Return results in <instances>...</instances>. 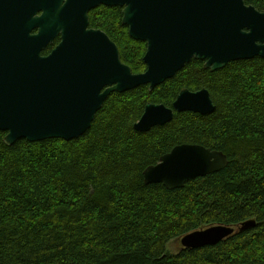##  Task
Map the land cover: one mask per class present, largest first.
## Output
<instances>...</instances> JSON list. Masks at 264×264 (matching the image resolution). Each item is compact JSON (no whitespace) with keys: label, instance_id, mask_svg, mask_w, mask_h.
<instances>
[{"label":"trees","instance_id":"16d2710c","mask_svg":"<svg viewBox=\"0 0 264 264\" xmlns=\"http://www.w3.org/2000/svg\"><path fill=\"white\" fill-rule=\"evenodd\" d=\"M247 4L264 11V0ZM89 17L134 74L147 70V44L130 37L122 8L100 6ZM202 89L215 104L212 114L175 112L166 125L135 130L148 104L172 108L183 90ZM5 137L0 264H264V58L215 72L193 60L152 92H114L78 139L8 146ZM183 144L223 152L229 164L181 189L146 184L144 171ZM250 220L254 228L216 246L168 252L191 232Z\"/></svg>","mask_w":264,"mask_h":264},{"label":"water","instance_id":"95a60500","mask_svg":"<svg viewBox=\"0 0 264 264\" xmlns=\"http://www.w3.org/2000/svg\"><path fill=\"white\" fill-rule=\"evenodd\" d=\"M248 0H0V133L8 146L19 140L71 141L91 128L114 92L155 88L193 60L212 72L241 60L264 58V12ZM100 6L123 8L132 39L147 44V70L134 74L117 45L90 28ZM37 30L38 32L33 34ZM61 36L52 52L44 50ZM208 90H183L172 108L148 104L134 128L139 133L170 123L177 113L210 115ZM228 157L197 144H183L144 172L146 184L168 190L223 171ZM256 226L250 220L243 232ZM236 228L215 225L181 238L184 249L216 246Z\"/></svg>","mask_w":264,"mask_h":264},{"label":"rangeland","instance_id":"374dc122","mask_svg":"<svg viewBox=\"0 0 264 264\" xmlns=\"http://www.w3.org/2000/svg\"><path fill=\"white\" fill-rule=\"evenodd\" d=\"M238 227L236 228V231H238ZM182 249H184V248H183V246L181 244V239L173 240L168 246V252L171 253V254H175V253L179 252Z\"/></svg>","mask_w":264,"mask_h":264},{"label":"flooded vegetation","instance_id":"af4514ba","mask_svg":"<svg viewBox=\"0 0 264 264\" xmlns=\"http://www.w3.org/2000/svg\"><path fill=\"white\" fill-rule=\"evenodd\" d=\"M248 1H250V0H248ZM248 1H247V2H248ZM247 2H246V5H247L248 7H249V6H253V5H249V4H247ZM254 7H255V6H254ZM98 8H99V7H98ZM120 8H121V7H120ZM255 8H256V7H255ZM122 9H123V8H122ZM95 10H96V9H95ZM258 11H259V10H258ZM260 12L262 13V12H264V11H260ZM90 13H91V12H90ZM89 15H90V14H89ZM89 19H90V17H89ZM90 28H91V27H90ZM37 32H38V31L35 30V31L33 32V34H35V33H37ZM60 38H61V36L56 37V40L59 39V43H60ZM109 38H110V37H109ZM56 40H55V41H56ZM55 41H54V43H53L52 45H49L46 49H49V48H53V49H54V48L59 44V43H58V44L55 45ZM46 49L44 50V52L46 51ZM53 49H52V50H53ZM44 52H43V53H44ZM51 52H52V51H51ZM51 52H50V53H51ZM146 52H147V51H146ZM43 53H42V54H43ZM48 55H49V54H48ZM145 55H146V54H145ZM43 56H47V55H44V54H43ZM120 57H121V56H120ZM144 58H145V56H144ZM121 61H122V60H121ZM131 70H132V69H131ZM173 78H174V77H173ZM117 93H119V92H117ZM104 103H105V102H104ZM103 105H104V104H103ZM101 109H102V108H101Z\"/></svg>","mask_w":264,"mask_h":264},{"label":"bare ground","instance_id":"6f19581e","mask_svg":"<svg viewBox=\"0 0 264 264\" xmlns=\"http://www.w3.org/2000/svg\"><path fill=\"white\" fill-rule=\"evenodd\" d=\"M149 168V167H148ZM145 172V171H144Z\"/></svg>","mask_w":264,"mask_h":264}]
</instances>
